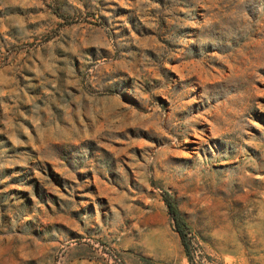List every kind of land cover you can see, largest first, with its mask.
<instances>
[{
  "label": "rangeland",
  "instance_id": "1",
  "mask_svg": "<svg viewBox=\"0 0 264 264\" xmlns=\"http://www.w3.org/2000/svg\"><path fill=\"white\" fill-rule=\"evenodd\" d=\"M0 264H264V0H0Z\"/></svg>",
  "mask_w": 264,
  "mask_h": 264
},
{
  "label": "trees",
  "instance_id": "2",
  "mask_svg": "<svg viewBox=\"0 0 264 264\" xmlns=\"http://www.w3.org/2000/svg\"><path fill=\"white\" fill-rule=\"evenodd\" d=\"M162 197L167 206L168 212L174 221L176 232L178 233L183 246L186 248V243H185L186 223L184 222L182 215L180 214L171 196L167 193H164Z\"/></svg>",
  "mask_w": 264,
  "mask_h": 264
},
{
  "label": "bare ground",
  "instance_id": "3",
  "mask_svg": "<svg viewBox=\"0 0 264 264\" xmlns=\"http://www.w3.org/2000/svg\"><path fill=\"white\" fill-rule=\"evenodd\" d=\"M212 117V116H211ZM191 118V117H190ZM210 118V117H209ZM205 123V122H204ZM207 124V123H206ZM230 127V126H229ZM202 129V128H201ZM208 129H209V127H208ZM200 134V133H199ZM221 134V133H220ZM224 134V133H223ZM203 135V134H202ZM219 136V135H218ZM207 140V139H206Z\"/></svg>",
  "mask_w": 264,
  "mask_h": 264
},
{
  "label": "built area",
  "instance_id": "4",
  "mask_svg": "<svg viewBox=\"0 0 264 264\" xmlns=\"http://www.w3.org/2000/svg\"><path fill=\"white\" fill-rule=\"evenodd\" d=\"M117 260H119V259L117 258Z\"/></svg>",
  "mask_w": 264,
  "mask_h": 264
}]
</instances>
